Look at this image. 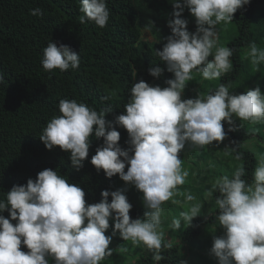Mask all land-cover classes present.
I'll return each instance as SVG.
<instances>
[{"label": "clouds", "instance_id": "1", "mask_svg": "<svg viewBox=\"0 0 264 264\" xmlns=\"http://www.w3.org/2000/svg\"><path fill=\"white\" fill-rule=\"evenodd\" d=\"M248 3L172 0V18L167 21L171 34L162 49L155 51L166 69L148 70L157 79L165 70L171 73L173 78L165 81L167 87L150 86L142 80L135 83L123 114L114 121L105 119L111 107L97 111L84 102L61 99L59 114L42 129L39 140L45 149L58 147L70 153V164L77 171L88 157L90 137L102 138L103 145L91 157V165L98 172L103 170L106 178L118 175L125 185L131 184L142 193L146 209L143 218L130 217L132 205L125 195L126 188L104 190L99 203L86 206L80 186L70 184L58 171L44 169L35 180L14 185L0 199V264H50V260L54 264H101L112 255L114 249L109 245L117 233L122 241L150 251L155 264L165 259L162 252L171 249L173 242L166 240L162 227L163 205L170 200L179 203L173 197L189 175L179 156L185 145L203 148L213 142L219 144L226 137L221 122L231 126L233 117L252 124L264 121V94L259 87L234 95L227 85L220 84L214 92L182 99L195 75L215 81L232 69L233 49L219 44L217 26L230 25L233 14ZM185 8L195 20L194 33L187 31L188 21L182 18ZM79 12L83 14L79 23L92 22L101 29L110 17L106 0H80ZM29 14L42 17L43 10L37 7ZM245 58L258 71V66L264 64V48L251 43ZM41 65L46 72L76 70L80 55L69 46H57L49 40L42 50ZM116 126L127 131L128 149L119 146ZM235 130L228 128L229 132ZM225 150L231 155L236 148ZM234 159L240 161L242 157L237 153ZM244 176L245 168L240 163L231 178H214L206 193L212 197L218 192L216 221L224 230L222 236L213 239L210 249L217 264H264V154L259 155L251 183ZM182 195L189 206L171 220L169 227L174 231L181 230L182 222L185 228L190 227L203 206L190 192ZM6 210L8 218L2 215ZM110 219L112 233L105 235ZM22 244L27 252L21 251ZM119 251L123 253L127 248L121 246ZM179 264L186 261L180 260Z\"/></svg>", "mask_w": 264, "mask_h": 264}, {"label": "trees", "instance_id": "2", "mask_svg": "<svg viewBox=\"0 0 264 264\" xmlns=\"http://www.w3.org/2000/svg\"><path fill=\"white\" fill-rule=\"evenodd\" d=\"M106 2L110 17L101 29L92 22L79 23V17L83 15L79 12L80 0H0V74L4 76V82L0 83V199H4L14 185H25L30 178L35 180L44 169L58 171L70 184L80 186L85 192L86 206L99 203L102 191H116L119 176L106 178L103 170L98 172L90 163L96 149L103 145L102 138L90 137L88 157L79 171L71 166L70 153L58 147L46 150L39 140L47 122L59 114L61 99L84 102L97 111L111 107L112 111L105 119L114 121L116 116L123 114L124 105L130 99V89L135 83L142 80L150 86L164 88L167 87L165 81L173 78L166 70L158 79L148 74L149 68L166 69L155 51L162 49L171 34L167 21L172 18V0ZM37 7L43 10L42 17L29 14L30 9ZM182 18L188 21L187 31L194 33L195 20L187 8ZM231 24L236 29V35L226 47L233 49L230 58L233 67L208 93L214 92L220 84L229 87L232 81L247 72L252 64L245 58V50L251 43L264 48V0H249L233 14ZM49 40L79 53V68L64 72L59 69L44 71L42 50ZM263 67L264 64L258 66L259 69ZM255 73L253 71L250 78L258 84ZM104 97L108 99L104 100ZM196 97L197 94L190 90L182 93V99ZM233 119L231 126L221 122L225 139L230 149L236 148L233 155H241L240 163L245 168L242 178L251 183L258 161L243 144L254 138L255 132L242 121ZM229 127L236 130L229 132ZM116 130L120 133L119 146L128 149L127 131L119 126ZM129 154L132 155L131 152ZM217 195L218 192H214V199ZM128 202L132 205L130 217L140 218L142 209L132 200ZM218 214L217 209L206 217H195L191 226L184 228L180 234L179 243H173L171 249L162 252L165 259L160 264H179L180 260L196 264L198 257L200 262L209 264L206 254H210V248L202 237L208 235L204 233V227L220 229L216 221ZM2 215L8 218L7 210ZM12 223L15 225L16 222ZM180 244L184 245L183 249ZM191 246L197 252L192 251ZM21 251L27 252L28 249L22 244ZM128 264L155 262L151 254L143 253Z\"/></svg>", "mask_w": 264, "mask_h": 264}, {"label": "rangeland", "instance_id": "3", "mask_svg": "<svg viewBox=\"0 0 264 264\" xmlns=\"http://www.w3.org/2000/svg\"><path fill=\"white\" fill-rule=\"evenodd\" d=\"M217 32L219 35V44L221 46H226L227 42L236 35V29L232 26V24L228 26H224L222 24L218 25ZM214 51L215 50H213V53ZM251 71L252 73L248 74V72ZM253 71L256 72L254 76L258 78V84L251 81L250 76L253 74ZM219 81L220 78L215 81H206L203 80L201 76L195 75L194 79L188 82V85L184 89V92L190 90L195 92L197 95H204L207 94L215 86H217ZM256 87H259L261 93L264 94V67L256 71L253 66H250L247 68V72L245 74H243L239 79L232 81V84L229 86V91L234 95H238L243 94L247 90L254 89ZM242 122L247 125L249 130L255 132V137L245 141L243 147L251 150L258 161L259 155L264 154V121L257 124H252L245 121ZM226 148L230 149L227 139H224L219 144L213 142L211 145H206L203 148L188 143L179 154L182 161V166L186 171H188L189 175L186 178L185 184L178 186L179 194L173 197V199L179 201V203L173 204L170 200L165 202L163 205L164 217L162 227L166 234V240H170L173 243H178L180 241V234L185 228L183 222L181 225V230L174 231L169 227V225L171 224V220L173 218H178L180 213L187 210V207L189 206L185 204L184 196L182 195V193L190 192L197 198L198 201L203 203L200 214L203 217H206L208 214H214L218 209L215 206L214 196L212 195V197H207L206 193L210 189L211 183L214 178L223 175H228L231 178L236 166L240 164V161L234 159L235 156L233 155V153H231V155L225 154ZM122 188L127 189V191L125 192L127 199L132 200L140 209H142L140 218H143L146 209L143 204L142 193L137 191L133 185H125V182L117 179L116 190ZM112 223L113 222L110 219V226L105 235H111ZM221 229V227L220 229H211L204 227V233H207L208 235L202 237V239L205 240L204 243L208 245V248L211 249L212 241L215 237L217 238L223 235V231ZM121 246L127 248V251L121 253L119 251V248ZM193 246H191L192 251H196V248H194ZM180 247L183 249L184 245L180 244ZM109 248L114 249V251L112 255L106 257L101 262V264H128L134 261L136 258H138L139 255L143 253L152 255V253L143 246H133L131 242L122 241L119 238L118 233L113 237ZM206 255L208 256L209 264H217V260L215 257L210 254ZM50 262L52 261L50 260ZM186 264H189L187 260ZM196 264H204V262H200V258L198 257Z\"/></svg>", "mask_w": 264, "mask_h": 264}]
</instances>
